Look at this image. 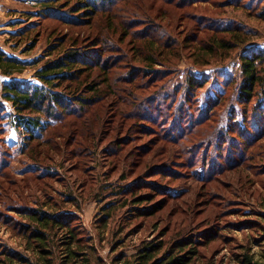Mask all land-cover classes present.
Here are the masks:
<instances>
[{"label":"rangeland","instance_id":"374dc122","mask_svg":"<svg viewBox=\"0 0 264 264\" xmlns=\"http://www.w3.org/2000/svg\"><path fill=\"white\" fill-rule=\"evenodd\" d=\"M80 1L0 0V52L25 63L11 76L0 70V251L38 263L19 231L29 221L11 208L18 201L69 214L90 264H123L145 241L187 235L205 237L202 262L260 259L264 107L240 102L237 88L242 55L264 50V0H116L77 13ZM237 28L247 42L234 44L246 38ZM217 40L235 48L212 53ZM73 51L92 63L54 86L70 110L58 109L49 143L26 146L4 86L41 85L38 71ZM190 76L207 84L191 90ZM165 131L185 135L172 142ZM41 166L54 174L40 178ZM49 233L53 264H64L66 230Z\"/></svg>","mask_w":264,"mask_h":264},{"label":"trees","instance_id":"16d2710c","mask_svg":"<svg viewBox=\"0 0 264 264\" xmlns=\"http://www.w3.org/2000/svg\"><path fill=\"white\" fill-rule=\"evenodd\" d=\"M116 0H81L79 2L82 9L77 13L87 12L95 9L98 5L104 7L106 5L114 4ZM264 19V13L260 15ZM233 34L232 31H228ZM234 33H244L240 29H236ZM245 39L236 37L237 43L243 44L249 40V33L242 34ZM236 39V40H237ZM235 48L229 42L223 40L214 41L210 52L214 53L220 49L232 50ZM83 52H65L63 57L51 63L45 64L39 71V78L41 85H32L23 81H12L4 86L3 97L6 101L12 104L16 110V124L20 130L27 134L26 146H31L34 141L50 142L47 136L50 134L48 129L58 123L61 113L58 109L64 108L69 111L70 108L65 107V103L70 101V97L55 91V84L63 83L65 81L75 80L77 75L88 65L92 63L91 59ZM149 61L154 62L151 57ZM242 81L239 84L238 99L243 103H251L257 100L259 107H264V50L246 53L242 55ZM25 63L15 58L6 57L0 52V70L4 75L11 76L16 71H23ZM189 89L203 88L207 84L205 81H199L197 77L190 76L187 80ZM73 101V100H72ZM76 104L78 102L74 101ZM79 103L84 106L92 105L91 99L79 98ZM38 114V115H37ZM173 123H179L174 120ZM244 126L241 125V132L244 131ZM182 130V128H178ZM226 130L218 131V135L225 134ZM183 131L178 136L165 131L164 137L170 139L172 142L184 136ZM87 139H95L94 133H89ZM97 136V134H96ZM188 136V134H187ZM216 139H220L217 137ZM240 140H243L242 138ZM28 147V148H29ZM6 165V164H5ZM212 166V165H211ZM4 168V166L2 167ZM0 168V170L2 169ZM212 168V167H211ZM209 168V169H211ZM214 170L216 168L213 167ZM204 172L205 169L203 168ZM202 170V171H203ZM208 171V169H207ZM40 178L42 176L50 177L54 174L52 166L40 167ZM200 177L204 178V175ZM156 191V190H155ZM153 194L145 197H138L134 199V204H143L152 199ZM176 196V195H174ZM72 198V197H69ZM16 207H11L21 217L27 219V225L20 227V234L26 239V248L28 251H33L37 257V262H33L27 255L14 251H0V264H53L55 260L57 243L54 241L56 236L52 237L49 232L52 230L63 231L64 238L59 240L61 247H64V264L83 262L90 264V259L87 253L83 251L85 248L82 245L83 238L78 237L79 231H75L71 225L67 214L59 213L60 211L52 212L48 209L39 208L36 206H21L18 201H14ZM141 213V212H140ZM109 216V215H108ZM107 216V217H108ZM9 218V217H8ZM106 219V217L104 218ZM8 221V220H7ZM205 237L199 235L184 236L173 241H166L164 239H153L145 241L137 247L136 253L127 257L125 254L118 259L123 264H214L213 262H202L200 250L205 246ZM126 256V257H125ZM238 264H264V253L260 259H257L254 253H245L237 256Z\"/></svg>","mask_w":264,"mask_h":264}]
</instances>
